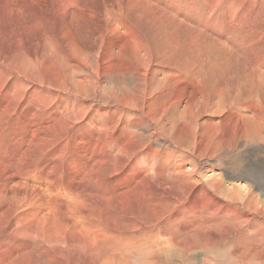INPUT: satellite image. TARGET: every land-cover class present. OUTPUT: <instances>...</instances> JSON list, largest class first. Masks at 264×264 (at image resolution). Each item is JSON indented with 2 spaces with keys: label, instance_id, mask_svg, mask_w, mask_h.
I'll return each instance as SVG.
<instances>
[{
  "label": "rangeland",
  "instance_id": "1",
  "mask_svg": "<svg viewBox=\"0 0 264 264\" xmlns=\"http://www.w3.org/2000/svg\"><path fill=\"white\" fill-rule=\"evenodd\" d=\"M39 1L40 4L35 1V5L32 3L34 2L32 0H16L15 3L21 10V13L14 10V5H12L13 7L11 5H5L4 2L0 4V13L3 17L0 18V21L4 20L7 13L4 11L5 9H2L3 6L9 10L7 13L9 17L6 16L5 18H7L8 21L12 19L11 23L7 22L8 25H5L6 27L4 26L5 31L3 33L11 37V39H9L10 41H7V39L0 34V56L4 55L6 52H10L7 57L9 60L13 61V59L17 57L36 53L31 48L32 44L37 46L39 52H42L45 48H43L41 44L37 45L34 43L39 41L46 42L49 40L50 45L53 43L52 40L56 39L59 41L56 43L58 45V43H61L62 39L61 36H57L60 31V24L65 29L75 30L77 26V11L82 0H74V3L67 11L68 16L62 19L58 17L55 0ZM96 1L98 5L95 3L91 6V9H88V6H86L82 9L83 16L80 17V20L82 19L84 22L80 23H83L84 28L82 33L85 36L83 44L81 43L84 49L83 55H81L83 57H80V59L82 58V61L86 63L85 67H82L84 68L83 70L79 69V71H73L70 61L67 63L66 67L60 68L59 78L64 82V89H62V86H58L50 76L42 80L43 73L41 70L43 66L37 65V67L35 64L30 65V68H27L28 71L20 69V72L12 71L9 76H7L6 81H8V86H10V83H15L18 81V77L21 78L23 76V72L24 75L29 72L30 76H35L36 81H44L46 83L47 87L42 88V90H46L45 92L47 94L52 92V96L49 99L50 101L46 102L47 104L43 106L38 105V109L42 111V116L38 117V119H41V124L37 123L35 118L26 124L22 123L25 122L27 112L33 109L32 102L37 101L39 97L41 98V94H37L36 96L33 95L32 88L34 85H28L26 88L23 86L22 95L15 96L19 100L22 98L21 102H23V106H21V110L18 111L17 115L12 116L9 111L11 107H9L8 110L5 109L3 112L0 111V122H2L0 123V131L2 132L1 142L5 145V159L9 160L11 164H15V168L22 169L24 167L23 155L28 150L29 146L23 142L12 143V136L17 138L19 135L24 134V137L29 140L28 143H33L35 134L41 130L40 126L45 124V126L48 127L47 123H51L49 117L52 115L45 107L49 108L47 106L57 102L58 96L64 93L59 91L60 89L64 91L67 90L66 92L73 90L76 94L81 95L80 92L86 88L87 90L83 92L84 100L82 97L77 96L71 97L72 100L80 103H87V111L93 110L96 106L106 109L110 108L112 109V118L116 117L118 120L122 115L118 116L116 111L118 108H121V106L111 99L109 92V94L107 91L99 93V87L97 88V86L101 84L102 76H106L105 78L110 79L108 83L105 84L108 89H117L119 93L117 94L118 96L133 98L134 101L137 102L135 111H137L138 108L142 110V112L137 113V116L142 117L145 123L143 127L148 128L147 126H149L151 122L147 114L154 113L159 117L162 111L165 110L166 113L164 112V114L168 116L171 113V110L168 111V106L180 95V91H182L184 87H189L188 92L185 90L187 94L192 92L194 94L196 93L197 104L194 107V112L202 116V118L200 116L198 117L199 121L197 120L195 123L196 126L195 124H193V126L196 127L198 133L200 131L198 126L207 125L205 129L206 132L203 133L206 148L203 147L204 150L202 148V152L201 150L200 152L203 153L205 151L204 153H207L208 156L200 153L198 157L202 156L198 159L193 148L195 135L192 132L195 131L190 129V132L185 134V139L181 141L178 140L181 146V156L184 159L187 157L186 160L188 164L186 169L189 168L192 170L193 168H197L196 170L198 173H196V179L200 184L203 183L204 186L206 179L210 181L211 178L215 179L216 177L219 179L223 177L224 181L230 186H232V184L234 186L237 185V189L239 188L238 190H240V193L238 192L239 195L237 193L236 197H232L231 195H226L227 197L225 195H220V202L224 207L232 211L230 213L231 215L223 214L220 211L211 213L206 208L203 210L197 209L199 207L194 205L197 207L195 208L191 204V200H188L186 194L181 196L180 199L177 194L174 193V197L170 201L176 200V206L161 210L155 219H149L144 212L143 215H139L138 211L140 207L134 204L132 205L133 207L129 205L125 210H121V207H117V210L115 209L116 211L113 210L112 212L115 218L112 219L114 224H112L111 227L107 226L105 220H101L100 222L101 225L105 224L109 230L113 228V231H111L112 233H109L110 236H86L84 234L81 236H52L51 238H48V236H45V238L44 236H35L33 242L31 239L25 241H31L33 243L31 249L21 246L18 251H16V247H18L20 239L15 232H11L12 228H10L7 223L8 221H5L2 222V224L0 223V264H264V124L257 126L256 129H250L247 127L244 120L245 118L251 117L254 113L257 114L256 111H258L260 107L262 109L259 111L264 112V73L257 70L261 67L259 63L260 60L264 61V36L249 39L247 44L243 45L241 48L233 45L231 42L234 37L230 34L226 35V0H216L215 2L213 0H123V2H121V0L115 3L121 7L123 12H119V17L113 18L108 15L109 12L107 14L104 13L107 12L105 8H109L108 11L110 10V13L115 9L112 3L110 7L107 6L110 0ZM111 2H113V0H111ZM128 3L132 6L134 4L137 8L133 7L132 11L131 9L129 10ZM8 6L12 7L13 10L11 11V8ZM39 15L49 20V25L35 29L34 27L37 21L35 18ZM109 16L112 19H109ZM165 20L168 21L165 22ZM3 22L5 23V20ZM109 24L117 27H110ZM128 26L131 28H128ZM1 28L2 23L0 25V31ZM106 28H109L107 29L108 31ZM93 31H97L95 32V38L91 37V32ZM118 32L119 34L122 33L125 35L124 38L121 34L118 36ZM66 33L67 32L64 34ZM102 34L105 38L101 36ZM134 34H137V36ZM12 39H14V43L11 41ZM106 39H109L107 40V45ZM18 41L22 43L23 49H27L26 52L22 51L18 45ZM96 43L98 45H96ZM53 45L54 44H51V46ZM113 47L117 55H115L114 52L110 54L109 50ZM118 47H121V49L118 50ZM39 48L41 50H39ZM53 48L57 49L55 45ZM91 49H94V52H92ZM226 49L231 50V52ZM57 50L59 52L58 55L65 54L61 48ZM50 52L41 53L39 55L36 53L40 58V65L44 64L43 62L46 55H56L57 53V51L54 50L52 51L54 53ZM18 53H20V55H15ZM42 54L44 55L43 57L41 56ZM179 57L180 59H178ZM1 58L2 57H0V59ZM171 58L173 59L171 60ZM52 61L53 60H50V62ZM99 62H101V64ZM102 63L104 65H102ZM117 63H119L120 70L117 68L119 67ZM60 64L58 65L60 66ZM61 65H63V63ZM107 67L110 68V70L112 68V71L110 72ZM3 68L5 67L3 66L2 69ZM36 68L37 70H35ZM114 68H116V70ZM107 69L108 74H104V71L106 72ZM31 71L34 73L38 71L37 76ZM101 72H103V74ZM205 72L206 74H204ZM145 75L146 77H151V75H153L154 79L157 78L156 81H158V90L150 95L143 93V87H137L141 82L138 81L136 83V79L144 78ZM194 76L196 80L193 79ZM40 77L42 79H40ZM165 77L168 78L167 81ZM123 78L125 83L121 82V84H118L117 81ZM61 79H59L60 82H62ZM83 80H87V82ZM159 81L162 83L160 84ZM80 82H83L84 86H78V88L76 84ZM168 83L171 84L168 85ZM216 83L218 85H216ZM92 84L94 86H92ZM161 89L166 91L161 92ZM130 90H132V92ZM172 91V95L168 94ZM129 93L134 95L132 96ZM5 95H7L5 91L1 92L0 101L2 100L1 102L5 105L9 103L8 106H11L13 98L11 96L5 97ZM24 95L25 97H23ZM30 95L35 96V98ZM231 96H233L232 99ZM210 101L211 103L206 105ZM205 106L208 107H206L207 110L204 109ZM213 108L214 110H211ZM182 110L183 109H181V111ZM216 110H219L220 113H217L219 115H216V113L214 114ZM121 112L127 113L128 109H121ZM231 113L236 114L237 122L233 124L229 122L224 123L225 125H229L228 128H224V125L221 123L223 120L226 121L224 118ZM2 115L5 118H3ZM196 115L198 116V114ZM207 117L210 124L213 122L217 125L212 123L213 126L211 124L212 127H209L210 124H207ZM218 124H220V126H218ZM229 129H232L230 133H232V137H236V139H225L226 143H228L226 145L221 139L223 138L222 140H224V138H227ZM193 130L195 129L193 128ZM217 130L219 132H216ZM144 131L143 137H146V130ZM148 131L149 130H147V132ZM212 131L214 133H212ZM48 132L47 138L50 136L48 138L49 147L46 146L45 148L48 150V153L46 152L47 154L39 159L38 162H35L33 158L34 153L31 154L32 156L30 155L29 166L33 168L34 171L31 176L38 174L42 178L43 176L49 179L55 178L57 181L61 183L64 181L65 183H69L72 188H75L80 178V174H78L76 170V163L81 161L88 163L90 158L88 159V157H86L87 154H83L82 156L73 154L75 145L81 144V142L75 141L74 138L77 136L86 138L89 134L86 133L84 127L80 125H78L76 129H71V127L67 126L63 128L56 127L55 129L49 128ZM159 132L162 134L164 131L160 130ZM175 132L177 131L175 130ZM243 132L248 133L247 138H244L242 135ZM218 133L220 136L216 135ZM206 139L209 140L206 141ZM52 140H54V142H52ZM42 141L44 142V140L40 142ZM156 143L157 145H155V147H158L160 144L155 141V144ZM15 144L19 145L17 152L12 149ZM222 144L226 146H222ZM61 146L64 147L60 150L59 148ZM41 150L44 149L39 148L37 151L38 154H40L39 151ZM183 150L185 153H183ZM189 150H191L192 153L186 152ZM213 153H215L214 156H212ZM53 155L54 157H52ZM51 159H53V161ZM51 163H57V173L56 170H52ZM68 163L74 165L70 171L64 166ZM4 166L11 169L7 167L6 164ZM202 169L208 172V178L204 176V180L199 179L202 178L200 175ZM11 174L13 175L14 172ZM107 174L106 167L102 170L100 169L99 178L104 182L102 186L95 185L93 180H90L89 186L85 183L81 185L82 188L85 185L89 187V189L92 188L93 184L94 187H97V190L93 188L94 192L98 193L95 205L98 204L103 211H105V205L100 202L103 200L101 199V195L105 196L104 194L113 193L118 200L122 197L119 198V188L121 185L118 178L119 175L117 179H113V181H115L114 185H111L110 179L107 178ZM40 181H42V179ZM31 185L33 188L36 187V184ZM197 186L198 188L201 187L200 185ZM93 190L91 189V191ZM130 193L131 196H134V194L137 196L139 194L137 191H131ZM212 193L214 194L215 191ZM52 195L53 194L50 196ZM7 199H9L8 196ZM134 200L135 199L132 198L131 202ZM93 201L94 199L92 202ZM27 204L28 203H26V205ZM118 205L119 204L116 206ZM3 206L4 203H1L0 208ZM70 206L71 209L69 210L73 211L74 214L80 213L83 209L82 212L84 216L89 218L86 214V210H84L86 207L83 208L79 200L73 202ZM173 211L181 216H179L178 219L174 218ZM121 212L123 213L122 215ZM96 213H99V211L96 210L94 214ZM132 213L136 218H134ZM144 215L145 217H143ZM120 220H122V222H120ZM99 221L100 219L98 218L97 222ZM115 230H119V232Z\"/></svg>",
  "mask_w": 264,
  "mask_h": 264
},
{
  "label": "bare ground",
  "instance_id": "2",
  "mask_svg": "<svg viewBox=\"0 0 264 264\" xmlns=\"http://www.w3.org/2000/svg\"><path fill=\"white\" fill-rule=\"evenodd\" d=\"M15 1L16 0H0V4L4 2L5 5H11V6L14 5V10L21 13V10L16 5ZM32 1H34V2H32L34 4H35V1L40 4L39 0H32ZM117 1L120 2L121 0H116V1L113 0V2H111V0L109 1L107 6L110 7V4L112 3L114 8H115L111 13H110V10L108 11L109 8L106 9L105 7L104 8L107 12H104L105 10L103 12L105 14H107L109 12L108 15H110L112 18L117 17L119 15V12L122 11L121 7L115 3ZM213 1L215 2L216 0H213ZM218 1H220V0H218ZM96 2H97L96 0H82L80 6L78 8V11H77V21H76L77 26H76L74 31H72L70 29L63 28L61 26V24L59 25L60 31L58 32L57 36L62 37L61 43H58V45H57L56 43L58 40L53 39L52 40L53 43H51V44H54L57 49L61 48L65 54L58 55L59 54L58 50L53 48L54 45L53 46H51V44L49 45L50 41L48 40L46 42H44V41L34 42L37 45L41 44V46H43V48H45V49H43L42 52H39L37 46H35L33 44L31 47L38 55L41 53H45V52L48 53L50 51H51L50 53H54V52H52L53 50L57 51L56 55L55 54H51L49 56L46 55L45 60L43 62L44 64H42V65H40V63H41L40 58L38 57V55L36 53H32V54L26 55V56L23 55L21 57H17L15 59H13V61L9 60L7 57V55L10 54V52L9 53L6 52L4 55L0 56V57H2L0 59V85H2V86H0V94H1V92L5 91V93L7 94V95H5V97L11 96L13 98V102H12L11 106H8L9 103L7 105H5L3 102H1L2 100L0 101L1 102L0 103V111L1 112H3L5 109L8 110L9 107H11V109H9V111L12 114V116L17 115L18 111L21 110V106H23V102H21L22 98L19 100L15 96L16 95L17 96L22 95L23 86L26 88L28 85H34V87L32 88L33 95L36 96L37 94H41L42 99L39 97V99H37V101L32 102L33 109H30L27 112V115L25 117V122H22V123L26 124L30 120H32L33 118L36 119L37 123H40L41 119H38V117L42 116V111L40 109H38V105L43 106V105L47 104L46 102H49L50 101L49 99L52 96V92L50 94H47L45 92L46 90H44V91L42 90V88L47 87L46 83L44 81H42V82L36 81L35 76H30L29 72H28L29 75L28 74L24 75V72H23V76L21 78H19L17 76L18 81H16L15 83H10L11 84L10 86H8V81H6V78H7V76H9V74L12 71L20 72V69H23L24 71L25 70L28 71L27 68L30 65L35 64V66H37V65L43 66L42 70H41L43 74L41 72H39L43 75V79L41 78L42 76L40 77V79L44 80V78H49V76H50V77H52L53 81L58 86H62V89H64V82L61 78H59L60 68L66 67L67 63H69L70 61H71L70 64H72V70L73 71H79V69L83 70L84 68H82V67H85L86 63L84 61H82V58L80 59V57H83V56H81V55H83V52H84L82 44H83V41L85 39V36L82 33V30L84 28V26H83L84 22L82 19L80 20V17L83 16V11H82L83 8L88 6V9H91V6H93ZM121 2H123V0ZM73 3H74V0H55L57 14H58L59 19H62L64 17L68 16L67 11ZM207 3H209V2H207ZM3 7H2V9H5L4 11L8 13L9 10L6 9L5 7L4 8ZM8 7L11 8V11L13 10V8H12L13 6L12 7L8 6ZM128 7H129V10L131 9V11H132L133 7H135V6H134V4L132 6L131 4L128 3ZM225 7H226V15H227V18H226L227 21H225V26L227 28V34L226 35L230 34L232 37H234L232 39V42H231L233 45L241 48L243 45L247 44L249 39H251L253 37L260 38V37L264 36V0H226ZM135 8H137V7H135ZM102 10H103V8H102ZM102 10H101V12H102ZM7 13H6V16H8ZM123 15H125V14H123ZM110 16H109V19L111 18ZM5 17H4L5 23L3 22L4 20L0 21L2 23V28H1L0 34L2 36H4V38L7 39V41H10L9 39H11V37H8L7 35H5L3 33L5 31L4 26L8 25L7 22L11 23L12 19L11 20L9 19L10 21H8V19ZM0 18H3L1 16V13H0ZM99 18H100V16H99ZM35 19H37V21L35 23V27H34L35 29L43 28L45 25H47V26L49 25V20H47L45 17H41V15H39ZM96 19H94V20H96ZM122 21H123V19H122ZM167 21L165 20V22H167ZM80 22H83V23H80ZM1 23H0V25H1ZM109 26L113 27V28L117 27V26L115 27L112 24H109ZM128 28H131V27L128 26ZM88 29H89V27H88ZM107 29H109V28H106V30ZM123 29H125V28H123ZM111 31H112V29H111ZM65 32H67V33L64 34ZM95 32H97V31L91 32L92 38L96 37ZM88 33H89V31H88ZM118 34H119V32H118ZM120 34L123 35L122 33H120ZM120 34L118 36H120ZM131 34H132V32H131ZM101 36H103V34ZM124 36L125 35H123V38H124ZM135 36H137V34ZM107 40H109V39H106V45L108 43ZM11 41H13V43H14V39H12ZM84 44H85V42H84ZM88 44H90V43H88ZM18 45L20 46L22 51H24V52L27 51V49H23L22 43L20 41H18ZM96 45H98V44L96 43ZM116 45H118V44H116ZM102 48H103V46H102ZM120 49H121V47L120 48L118 47V50H120ZM39 50H41V49L39 48ZM91 50H92V52H94V49H91ZM114 50H115L114 47L111 48L109 50L110 54L113 53ZM226 50L231 52V50H229V49H226ZM15 55H20V53L15 54ZM115 55H117V53H115ZM41 56L43 57L44 55L42 54ZM79 59L81 60V62ZM172 59L173 58H171V60ZM178 59H180V57ZM50 60H53V61L50 62ZM117 60H118V58H117ZM85 61H87V60H85ZM61 62L63 63V65H61L62 64ZM99 63L101 64V62H99ZM259 63L261 64V67L257 70L259 72L264 73V61L260 60ZM58 64H60V66ZM117 64L119 66V63H117ZM102 65H104V64L102 63ZM195 65H196V63H195ZM197 65H198V63H197ZM3 66L5 68L2 69ZM101 67H103V66H101ZM108 67H110V66H108ZM117 68H119L118 70H120V66ZM194 68H195V66H194ZM105 69H106V67H105ZM108 69L110 70V68H108ZM108 69L106 70V72L104 71V74L105 73L108 74L107 73ZM114 69L116 70V68H114ZM35 70H37V68ZM82 70H80V71H82ZM195 70H196V68H195ZM33 71H31V72H33ZM111 71H112V68H111L110 72ZM94 72H95V70H94ZM97 72H98V70H97ZM116 72H118V71H116ZM193 72H195V71H193ZM101 73L103 74V72H101ZM37 74H38V71L36 73H34V75H36V76H37ZM187 74H188V72H187ZM191 74H192V72H191ZM200 74H201V72H200ZM204 74H206V72ZM148 75H149V73H148ZM172 75H174V74H172ZM63 76H64V74H63ZM105 77L102 76L100 86H97L96 84L95 85L97 86V88L99 87V93L107 91V93L108 92L110 93L111 99L113 101H116L117 103H119L121 108H118V110L116 112H117L118 116L122 115V117L120 119L117 120L116 117L112 118V115H111L112 109H110V108L106 109V108H102L100 106H96L93 108V110L87 111V106H88L87 103H83V102L80 103V102L72 100L71 97H74V96L82 97V99L84 100L85 98L83 96V92L85 90H87L86 88L82 92H80L81 95L76 94L75 91H73V90H69L68 92H66L67 90L64 91V90L60 89L59 91L64 92V93H62V95L58 96L59 98H58L57 102L53 103V105L47 106L49 108L45 107V109H47L48 112L52 115L51 117H49L50 118L49 120L51 121V123L50 124L47 123L48 127H46L45 124H42L40 126L41 130L35 134V138H34L33 143L31 142V144H29L28 143L29 140L24 137V134L19 135L17 138H15V136H12L13 137V140L11 141L12 143L23 142L24 144L26 143V145L29 146L28 150L23 155L24 156L23 157L24 167L22 169L15 168V166H14L15 164H11V162L9 160L5 159V145L1 142L2 132L0 131V204L4 203V206L0 208V223L2 224V222L8 221L7 223L9 224L10 228H12L11 232L12 233L15 232L16 235L18 236V238L20 239L19 245L17 244L18 247L15 246L16 251H18L19 248H21V246H24L23 248L31 249V247H33L32 242L34 241L35 236H39V237L44 236V238H45V236L46 237L48 236V238H51L52 236H81L83 234L86 236H110L109 233H112L111 231H113V228H111L109 230V229H107V226L111 227L112 224H114V221L112 219H114L115 217L113 216L112 212L117 207L118 208L121 207V210H125L128 208L129 205L132 206L134 204V205H137L138 207H140V209L138 211L139 215H143V212H144L148 216L149 219H152V218L155 219L161 210H165L167 208H171V207L176 206V200L170 201L174 197V193L177 194L178 198H180L181 196L186 194L188 200H191L190 201L191 204L193 206L195 205V206L199 207V208H197L194 206L195 208L200 209V210H203L206 208L211 213H217L220 211L226 215L230 214L232 212L230 209L224 207V205L220 202V197H221L220 195H223V196L224 195L225 196L231 195L232 197H236L237 193L240 191V190H238L239 188L237 189V185L234 186L232 184V186H230L229 184H227L226 181H224L223 177H220L219 179H217L215 177V179L211 178L210 181L209 180L207 181L206 177L208 175L207 174L208 172H206L205 169H202L200 171V175L202 178H199L200 180H204V176H206L205 177V179H206L205 186L203 185V183L200 184V182L196 179L197 178L196 173H198V171L196 170L197 168L196 169L193 168L192 170H190L189 168L186 169V166L188 164L187 160H186L187 157H186V159H184L180 154L181 146H180V142L178 140L181 141L182 139H185V134L187 132H190V129H192V131H195V132H192L195 135L193 148H194V153H196L197 157L202 152L201 149L203 147L206 148L205 143H204L205 137H204L203 133L206 132L205 129H206L207 125L204 124L206 126H202V125L198 126L200 129V131L198 133H197L196 127H195L196 126L195 123L197 122L198 117L200 116L199 113L194 112V107L197 104L196 95H195L196 93L194 94L192 92L190 94H187L186 91L187 92L189 91V87H184L185 89L183 88V90L180 91L181 92L180 95L177 96L176 98L174 97L175 98V99L173 98L174 101H172L170 106H168L169 107L168 111L171 110V113L168 116H166L164 114L165 110L164 111L161 110L162 113L159 117L156 116L154 113L153 114H147L151 123L149 126H147L148 128H145V127H143V125L145 123H144L142 117L137 116V113L142 112V110L138 108V110L135 111V107L137 105V102H135L133 98H127L126 96H118L117 94H119V93L117 92V89H113V88L108 89V87L105 86V84L108 83V81L110 79L105 78ZM167 77H165V78H167ZM84 78H86V77H84ZM171 78H173V77H171ZM59 79H61L62 82H60ZM156 79L157 78L154 79L153 75H151V77H146V75H145V77L141 78V79L137 78L136 83L138 81L141 82L137 85V87H143L144 88L143 93L146 95H150V94L154 93L156 90H158V88H159L158 87V81H156ZM163 79H164V77H163ZM174 79H175V77H174ZM177 79H179V78H177ZM193 79H195V76ZM79 80H81V79H79ZM167 80H168V78L166 79V81ZM71 81H72V79H71ZM83 81H85V80H83ZM85 82H87V80ZM90 82H92V81H90ZM90 82H89V84H90ZM121 82L125 83L124 78L119 79L117 81L118 84H121ZM177 82H178V80H177ZM159 83L161 84L162 82L159 81ZM169 84H171V83H168V85ZM216 85H218V84L216 83ZM76 86L82 87V86H84V84H83V82L82 83L80 82V83H77ZM92 86H94V85L92 84ZM7 87H9V88H7ZM219 87H221V86H219ZM231 89H233V88H231ZM130 91L132 92V90H130ZM165 91L162 90L161 92H165ZM173 91L168 93V94L173 93ZM139 92H141V91H139ZM33 95H30V96H33ZM103 95H105V94H103ZM130 95L133 96L134 94H130ZM35 96H33V98H35ZM23 97H25V95ZM170 98H172V97H170ZM232 98H233V96H231V99ZM14 102H15V105H14ZM210 103H211V101L209 103H207L206 105H209ZM131 104H134V105H131ZM13 105H14V108H13ZM261 106H263V105H261ZM206 107L207 106H205L204 109H206ZM126 108L128 109V112L122 113L121 109H126ZM156 108H158V107H156ZM181 109H183V110L181 111ZM209 109H210V106H209ZM261 109L262 108L260 107L259 110H261ZM211 110H214V108ZM259 110L256 111L257 114L254 113L251 117H248L245 119L243 118L245 120V123L247 124L248 128L256 129L257 126L264 124V112H261ZM215 113H216V115H219L217 113H220V112H219V110L218 111L216 110V112H214V114ZM196 114H198V116ZM2 117H3V115H2ZM200 117L202 118V116H200ZM3 118H5V117H3ZM224 119L226 121L223 120L221 123L222 125H224V128L225 127L228 128V126H229V125H225L224 123L229 122V123L233 124V123L237 122L236 114H234V113L227 115ZM207 120H208V123L207 122L206 123L210 124L208 117H207ZM56 122H58V123H56ZM0 123H2V122H0ZM212 123L213 122H211V124ZM34 124H36V123H34ZM193 124H195V126H193ZM197 124H199V123H197ZM211 124L209 125V127L211 126ZM213 124H212V126H213ZM78 125L84 127L85 132L88 133L89 136H86V138L79 137V136L74 138L75 141L81 142V144L75 145V147L73 149V154H78L80 156H82L83 154H87L86 157H88V159L89 158L90 159H89L88 163H85L83 161L76 163V165H77L76 170H77V173L80 174V178H81V179L79 178V183L76 185V187L72 188L71 185H69V183H65L64 181L61 183V182L57 181L55 178L49 179V178H45L44 176L42 178L38 174H36L35 176H31L32 173H34V171H33V168H31L29 166L30 155L32 153H34L33 158L35 159V162H38L39 159H41L43 156H45V154L48 153L47 152L48 150H46L45 148H46V146H48V138L50 137L48 135L49 137L47 138V134L49 133L48 132L49 128L55 129L56 127L57 128L58 127L63 128V127L67 126V127H71V129L72 128L76 129L78 127ZM214 125H217V124H214ZM218 126H220V124H218ZM193 128L195 130H193ZM144 130H146V134H147L146 137H143V135L145 133ZM147 130H149V131L147 132ZM160 130H163L164 132L162 134H160V132H159ZM175 130L177 132H175ZM218 130H219V128H218ZM218 130L216 132H219ZM230 132H232V129L228 130L227 138H224V140H222L223 138L221 139V141L225 142L226 145L228 143H226L225 139H227V140H231L232 138L236 139V137H232V133H230ZM212 133H214V132L212 131ZM207 135H209V134H207ZM216 135H219V133ZM234 135H236V134H234ZM242 135L244 136V138L248 137L247 132H243ZM219 136H217V137H219ZM223 136H224V133H223ZM55 138H56V136H55ZM41 140H44L45 143L43 141L40 142ZM208 140L209 139H206V141H208ZM75 141H74V143H75ZM155 141L159 142L160 145H158V147H155V145H157V143L155 144ZM52 142H54V140H52ZM223 145L224 144H222V146ZM226 145H224V146H226ZM218 146H219V144H218ZM36 147H37V149H36ZM38 147L44 149V150L39 151L40 154H38V152H37L39 150ZM63 147L64 146H61L59 149L61 150ZM221 148H223V147H221ZM12 149L17 152L19 149V145L15 144ZM200 150H201V152H200ZM203 150H204V148H203ZM186 152L192 153L191 150L186 151ZM204 152L201 154L207 155V153H204ZM183 153H185L184 150H183ZM214 155H215V153H213L212 156H214ZM201 156H199V157H201ZM52 157H54V155ZM199 157H198V159H199ZM51 160L53 161V159H51ZM5 164L7 165V167L13 169L14 171L6 168L4 166ZM144 164H146V165H144ZM51 165H52L51 166L52 170L53 171L56 170V173H57V170H58V168H56L57 163L56 164L51 163ZM64 166L69 171L74 167V165L72 163H68ZM104 167H106V169H107V172H108L107 178L110 179L111 185H114L115 181H113V179H117V176L119 175L118 178L121 182V185L119 188V190H120L119 198L122 196L118 200V198L115 197V194H113V193H110V194H104L103 193L105 196L101 195V199H103V200L100 202H101V204L105 205V211H103L98 204L95 205V200H97V198H98V193L94 192L95 188L97 190V187L93 186L94 184L99 185V186L103 185L104 182L99 178V172H100V169L102 170ZM13 172H14V174L12 175L11 173H13ZM197 175H199V174H197ZM41 179H42V181H40ZM90 180H93V182H94V184L92 185V188H91L92 190L94 188L93 191H91V189H89V187H87L85 185L83 188L81 187L82 183H85L86 185L89 186ZM86 181H88V182H86ZM31 184H36V187L33 188V186ZM197 185H200L201 187L198 188ZM131 191H137L139 194L137 196H135L136 194H134V196H131V193H130ZM214 191H215V193H214L215 195L212 193ZM58 192H60V193H58ZM239 193H238V195H239ZM51 194H53V195L50 196ZM7 196L9 199H7ZM132 198L135 199L133 202H131ZM93 199H94V201L92 202ZM77 200H79V202L81 203L83 208L86 207L84 210H86V214L89 216V218H86L87 216L86 217L84 216V214L82 212L83 209L80 213H77V214H74L73 211L69 210V209H71L70 204H72L73 202H75ZM26 203H28V204L26 205ZM117 204H119V205L116 206ZM129 209H128V211H129ZM96 210L99 211V213H96L97 215L94 214ZM115 211H114V213H115ZM174 211H173V217L178 219L179 216H181V215L174 212ZM209 212H208V214H209ZM122 214L123 213L121 212V215ZM132 215H133V213H132ZM135 215H137V214H135ZM133 216H132V218H133ZM143 217H145V215ZM143 217H142V219H143ZM233 217H235V216H233ZM98 218L100 219L99 222H97ZM134 218H136V217L134 216ZM137 218H139V217H137ZM101 220H105L107 222V226L103 223H102L103 225H101V223H100ZM120 222H122V220H120ZM119 230H115V231L119 232ZM121 231H123V230H121ZM11 232H10V234H11ZM118 236H119V234H118ZM41 238H43V237H41ZM48 238H46V239H48ZM60 238H62V237H60ZM27 239H31L32 242L31 241L25 242V241H27ZM20 251H21V249H20Z\"/></svg>",
  "mask_w": 264,
  "mask_h": 264
}]
</instances>
